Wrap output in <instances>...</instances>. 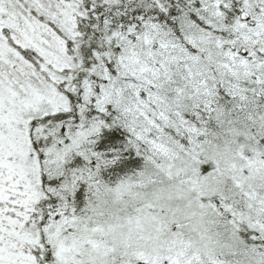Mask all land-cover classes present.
<instances>
[{
	"label": "snow or ice",
	"instance_id": "snow-or-ice-1",
	"mask_svg": "<svg viewBox=\"0 0 264 264\" xmlns=\"http://www.w3.org/2000/svg\"><path fill=\"white\" fill-rule=\"evenodd\" d=\"M0 264H264V0H0Z\"/></svg>",
	"mask_w": 264,
	"mask_h": 264
}]
</instances>
